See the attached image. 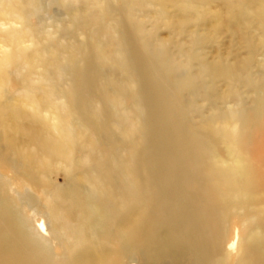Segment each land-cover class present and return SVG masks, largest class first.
<instances>
[{
  "label": "rangeland",
  "instance_id": "obj_1",
  "mask_svg": "<svg viewBox=\"0 0 264 264\" xmlns=\"http://www.w3.org/2000/svg\"><path fill=\"white\" fill-rule=\"evenodd\" d=\"M133 50L180 111L173 136L210 153L218 252L201 263L264 256V0H0V185L40 262L105 245L121 264H194L122 231L153 205Z\"/></svg>",
  "mask_w": 264,
  "mask_h": 264
},
{
  "label": "bare ground",
  "instance_id": "obj_2",
  "mask_svg": "<svg viewBox=\"0 0 264 264\" xmlns=\"http://www.w3.org/2000/svg\"><path fill=\"white\" fill-rule=\"evenodd\" d=\"M134 50L131 59L147 93L142 105L147 126L145 143L149 150L148 160L135 177L147 183L146 187H142V183L138 187L147 194L152 192L153 205L149 210L130 213L122 223V231L132 245L159 240L163 247L173 248L174 255L180 260L189 254L194 264L212 261L218 252L213 242L217 229L211 227L216 209L210 198V188L203 179L205 163L202 159L209 157V150L200 137L192 136L190 142L188 133L181 129V138L173 136L168 127L179 121L180 111L165 104L163 89L155 79V72L147 65L149 54ZM248 171L256 176L253 168ZM4 195L0 185V264H40L43 258L37 255L15 217L16 208L5 200ZM169 203L173 204L174 210L163 212ZM153 208L159 209V213ZM158 223L165 229L164 238L157 233ZM259 249H264V244ZM122 253L121 250H109L105 245L95 249L82 246L69 260L50 257L55 264H121ZM246 264H264V256L249 255Z\"/></svg>",
  "mask_w": 264,
  "mask_h": 264
}]
</instances>
